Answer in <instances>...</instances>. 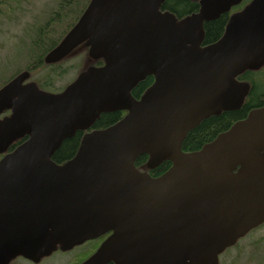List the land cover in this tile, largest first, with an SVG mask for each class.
Here are the masks:
<instances>
[{"label": "water", "instance_id": "water-1", "mask_svg": "<svg viewBox=\"0 0 264 264\" xmlns=\"http://www.w3.org/2000/svg\"><path fill=\"white\" fill-rule=\"evenodd\" d=\"M163 0H90L45 57L55 63L80 43L89 66L60 93L23 83L0 88V264L33 261L110 232L83 264H217L218 255L264 222V106L250 110L196 151L188 131L221 111L239 109L249 92L236 76L264 64V0L229 16L221 36L202 45L204 22L241 0H198L178 19ZM153 82L139 99L131 90ZM114 124L86 132L67 161L51 157L101 113ZM146 167L171 163L152 177Z\"/></svg>", "mask_w": 264, "mask_h": 264}, {"label": "trees", "instance_id": "trees-1", "mask_svg": "<svg viewBox=\"0 0 264 264\" xmlns=\"http://www.w3.org/2000/svg\"><path fill=\"white\" fill-rule=\"evenodd\" d=\"M87 1L88 0H83V2L80 3L79 0H73L68 4L69 9L74 6L78 11L77 14L74 13L73 17L76 18L78 16ZM161 9L173 12L176 17L181 18L197 11L198 4L195 0H163ZM75 18L69 25L74 22ZM224 25L225 20L223 18L204 22L205 36L203 43L208 44L218 39L223 32ZM39 58H41V56ZM44 74L43 79L39 76L37 82L41 87L50 89V80L53 79L55 75H60L61 72H57L56 68H46V71L44 69ZM236 78L238 80L247 81L250 84V90L242 106L239 109L222 111L219 115H212L203 119L197 126L188 131L181 144L183 151L191 152L200 149L220 132L228 129L234 122L244 118L251 109L264 106V65L258 70H246ZM150 80V77L145 78L138 83L135 90L139 87L146 86ZM120 114L121 113L118 111L102 113L99 118L96 119L94 128H103L114 123L120 118ZM80 136L81 132H77L71 138L65 139L52 155V160L56 163H62L70 159L77 149ZM146 160L147 155L143 154L138 156L134 163L140 168V166L145 164ZM169 166L170 162L164 161L155 168L148 170V172L151 176H158L166 171Z\"/></svg>", "mask_w": 264, "mask_h": 264}, {"label": "flooded vegetation", "instance_id": "flooded-vegetation-1", "mask_svg": "<svg viewBox=\"0 0 264 264\" xmlns=\"http://www.w3.org/2000/svg\"><path fill=\"white\" fill-rule=\"evenodd\" d=\"M197 2V0H195ZM251 0H241L238 4L232 5L229 10L221 12L214 20L223 18L226 21L228 20L229 16L241 11ZM3 3V2H2ZM198 4V2H197ZM17 10L19 14H24L22 19L20 17L18 18L17 21V36L15 39L17 40L16 43L22 48L25 49V51L28 53V55H25V65L27 66V69L35 73L37 69L40 66H43V58L44 55L52 49L56 44L61 40V38L64 36V34L68 31L69 28H67V24L63 28H58V26H55V24L62 22L63 19L65 18L62 11H58L56 9H51V8H44L40 11H38L36 14V8L35 5L30 4L29 8L27 11H22V5L18 4ZM3 12L2 8H0V13ZM18 14V16H19ZM27 15L26 21H24V16ZM36 15V16H35ZM1 52H0V67L3 64V44L1 45ZM84 52L85 59L88 56V47L82 48ZM85 50V51H84ZM40 52L43 53V56L41 58L39 54ZM78 57V56H77ZM68 57H64L62 60L58 61L57 63L51 64L52 66H57L58 69H63V64L66 62ZM98 60L97 59H91L89 62L90 64L96 63ZM18 70V69H17ZM20 71H18L14 76L18 75L19 72H22L23 70L26 69H21L19 68ZM2 72V71H1ZM12 76V77H14ZM30 78L26 79L24 83H27L30 80ZM150 82L143 87H139L135 90L137 85L132 89V95L135 99H139V97L142 95V93L146 90V88L151 84L152 82V77L150 76ZM143 81V80H142ZM141 82V81H140ZM60 90L54 91L58 92ZM11 113L10 109L4 111L1 115L0 118L9 115ZM94 127V125H93ZM27 136H23L17 140H15L13 143L10 144L8 147L7 152L12 151L15 147L18 145L22 144L24 141L27 140ZM10 148V149H9ZM0 154V158L5 154ZM145 166L142 165L140 166V169H144ZM258 231V233H261L259 236H257L251 243L246 245V248L253 249L254 245H258L261 242H264L263 237H264V226H261L259 228H256L252 230L248 235L254 233L255 231ZM257 233V234H258ZM107 236V235H106ZM105 236V237H106ZM251 236H255V234H252ZM98 238V239H93L86 241L82 243L81 245L77 246V251L73 255L72 258H65L64 261H62V258H59L58 261L54 262V264H57L58 262L60 264H81L83 263L86 259H88L90 256H92L95 251L97 250L98 246L100 243L104 240V238ZM250 237V236H249ZM237 244V243H236ZM242 244H238V247L235 248L234 251H231V254L227 255L226 252L222 257V260L219 261V264H236L240 262L238 259L240 258V252L243 247H241ZM67 251H61V250H55L51 255L46 256L38 260L37 262H34L32 260H29L24 257H16L12 259L8 264H42V262L46 260V258L52 257L54 254H66ZM44 264H49L44 263ZM101 264H113L112 261H106Z\"/></svg>", "mask_w": 264, "mask_h": 264}, {"label": "rangeland", "instance_id": "rangeland-1", "mask_svg": "<svg viewBox=\"0 0 264 264\" xmlns=\"http://www.w3.org/2000/svg\"><path fill=\"white\" fill-rule=\"evenodd\" d=\"M59 0H0V8H2V11L0 13V52H1V45L3 44V64L0 67L1 72V78L7 76L14 70L19 69L24 66V54L27 56L28 53L25 51L24 48L19 46L16 43L15 37L19 32H17V21L18 18L22 19L24 14H19L17 10L18 4L22 5V11H27L30 4L35 5L36 8V14L37 12L44 9L47 6L53 7L54 3H57ZM65 4L68 5L73 0H64ZM3 2V3H2ZM80 3L83 2V0H79ZM49 8V7H48ZM72 10L77 14L78 11L75 9V7H72ZM69 11L67 6H64V11L62 12L63 15H65ZM19 14V16H18ZM36 16V15H35ZM73 14L67 15L64 20L60 23L58 28H63L66 26V24H69L75 17H73ZM27 15L24 16V21H26ZM24 53V54H23ZM76 57L69 58L64 64L63 69L65 70H58L57 72H61L60 77H56L54 79V88H60L62 85L68 83L73 79L75 74L80 71V68L83 67V61H85V56L83 50L79 51L74 55ZM77 56H79L77 58ZM41 75V71L38 72L37 76ZM252 231V230H251ZM250 231V232H251ZM259 230L255 231L252 234H255V236H251L252 234L248 235L245 239L241 238L231 248H228L226 250V254H231V251H234L236 247H238V244L240 241L245 240L241 247L240 252V258L238 259L240 262L236 264H264V247H257V250H252L250 252L249 248H246L245 246L251 243L257 236H259L261 233H258ZM249 232V233H250ZM258 233V234H257ZM250 236V237H249ZM77 251V247L73 248L72 250L68 251L66 254L60 255V254H54L50 258H46L44 263L54 264V262L58 261L59 258H62V261L65 260V258H72L75 252ZM225 254V253H224ZM222 254L220 259H222ZM57 264H60L59 262Z\"/></svg>", "mask_w": 264, "mask_h": 264}]
</instances>
